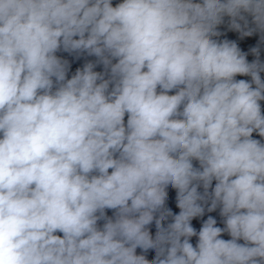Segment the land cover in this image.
I'll list each match as a JSON object with an SVG mask.
<instances>
[{
    "label": "clouds",
    "instance_id": "9594fccd",
    "mask_svg": "<svg viewBox=\"0 0 264 264\" xmlns=\"http://www.w3.org/2000/svg\"><path fill=\"white\" fill-rule=\"evenodd\" d=\"M0 264H264V0H0Z\"/></svg>",
    "mask_w": 264,
    "mask_h": 264
}]
</instances>
